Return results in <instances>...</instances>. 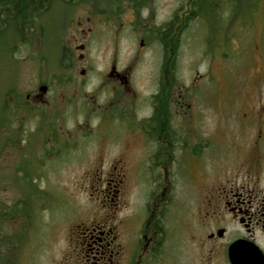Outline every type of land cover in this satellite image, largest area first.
<instances>
[{"label": "rangeland", "instance_id": "rangeland-1", "mask_svg": "<svg viewBox=\"0 0 264 264\" xmlns=\"http://www.w3.org/2000/svg\"><path fill=\"white\" fill-rule=\"evenodd\" d=\"M117 2H56L42 19L45 30L40 42L23 47L20 54H13L15 58L0 53V96L9 88L27 100L49 86L45 102L31 103L30 111H24L26 117H18L8 127L16 137L25 138L15 147L4 145L0 152V203L10 208L5 211L16 210V203L21 209L20 201L32 186L37 188L25 220L19 215L1 222L0 243L6 241L9 247L4 257L1 253L0 264H71L66 259L68 233L97 211L93 201L99 199L100 187L95 181L119 157L114 140H101L106 134L97 128L99 111L93 112L92 103L104 98L111 66L130 71L132 88L144 99L158 82H165L166 74L173 80L175 99L180 98V90L185 91L191 109L194 106L204 117L205 136L215 132L201 161L218 178L237 163L239 147L247 148V140L243 146L242 142L253 129L247 127L244 114L252 123L257 117L262 120L261 128L254 131L264 133V0H252L250 10L243 6L229 27L225 19L214 34L204 21L193 22L183 32L182 14L173 25L176 11L188 10L185 0H151L138 13L124 0L118 12ZM156 21L171 24L174 55L168 69L166 49L156 42L166 25L154 29ZM13 39L11 31L3 37L7 45ZM82 44L85 49L77 50ZM63 51L71 56L70 64L62 62ZM121 100L134 106L136 97L121 93ZM88 102L89 108H83ZM3 135L9 136L6 130ZM189 190L191 207L202 194L198 187ZM190 210L185 208L180 217L185 219Z\"/></svg>", "mask_w": 264, "mask_h": 264}, {"label": "flooded vegetation", "instance_id": "flooded-vegetation-1", "mask_svg": "<svg viewBox=\"0 0 264 264\" xmlns=\"http://www.w3.org/2000/svg\"><path fill=\"white\" fill-rule=\"evenodd\" d=\"M142 2H137V9L147 8L151 0ZM117 3L121 13V0ZM125 3L136 11L131 2ZM166 22L156 21L154 29ZM170 26L161 30L163 44L156 41L166 49L167 69L174 55ZM84 49L82 44L77 50ZM169 77L166 74L165 82H158L144 99L132 88V73L111 66L104 98L92 101L93 112L99 111L97 128L106 134L101 140H114L119 157L95 181L100 187V197L93 201L97 211L68 233L66 259L71 264H232L229 248L235 244L244 248L249 264L254 254L264 259V133L254 131L262 120L257 117L252 123L244 114L247 127L253 129L250 139L242 142L243 146L247 140V148L239 147L237 163L218 178L201 161L215 132L205 136L204 117L194 106L191 109L184 90L175 99ZM48 90L49 86L46 93L39 88L26 102H45ZM121 93H133L135 105L122 101ZM191 187H198L202 196L190 207L186 194ZM185 208L191 210L183 219Z\"/></svg>", "mask_w": 264, "mask_h": 264}, {"label": "trees", "instance_id": "trees-1", "mask_svg": "<svg viewBox=\"0 0 264 264\" xmlns=\"http://www.w3.org/2000/svg\"><path fill=\"white\" fill-rule=\"evenodd\" d=\"M65 3L67 5H76V3L87 2L88 0H0V53L4 51L8 52L12 57L13 54H20L23 47H28L34 43H38L42 40L44 35L45 27L43 25V17L49 13L56 2ZM123 1V0H121ZM143 4L142 0H125L130 4H133V8L138 13L139 3ZM185 10L183 7L176 11L173 25L177 22V15L182 14L184 18L183 32L195 21L198 24L204 21L208 26L209 30L213 33L217 32L222 28L223 22L226 20L228 27L232 24V19L238 14H241L242 7L247 5V10L253 7L252 0H185ZM146 2V1H145ZM141 6V5H140ZM119 12V11H118ZM201 25V24H200ZM225 25V24H224ZM227 27V26H226ZM226 27L224 29H226ZM12 32L13 41L10 45L4 43L3 37L8 33ZM213 33V34H214ZM165 36V34H164ZM163 41H166V37H163ZM43 42V41H42ZM41 42V43H42ZM15 58V56L13 57ZM70 64V56L66 51H63L62 62ZM173 84V80L171 81ZM174 87V85H173ZM2 96V97H1ZM0 96V152L5 146L14 145L17 146L18 142L21 141L24 136L16 137L13 135L11 129H8L10 125L15 123L20 117L25 118L24 111L29 112L31 104L26 100H21L20 96L14 89H7L6 92ZM12 103V104H11ZM23 111V112H22ZM22 112V113H21ZM35 117H38L35 115ZM39 118V117H38ZM8 132V137H4L3 131ZM8 142V143H7ZM7 148V147H5ZM37 188L32 186L30 195L25 196V200H21L20 204H24L19 209L13 208V211H5L10 209L0 203V229L2 228L1 222H8L9 219H16L20 217L25 220L29 213V206L32 207V197L36 198ZM35 194V195H34ZM29 197V198H28ZM20 215V216H19ZM33 217L30 215L29 218ZM1 237V234H0ZM0 246V258L1 253L4 252L3 257L7 253L8 242H2ZM4 245L6 247H4Z\"/></svg>", "mask_w": 264, "mask_h": 264}, {"label": "water", "instance_id": "water-1", "mask_svg": "<svg viewBox=\"0 0 264 264\" xmlns=\"http://www.w3.org/2000/svg\"><path fill=\"white\" fill-rule=\"evenodd\" d=\"M84 74V71L82 72ZM40 91L45 92L46 87L42 86ZM242 247L239 244H235L229 248V259L232 264H249V258L242 255ZM253 264H264V259L260 254L253 255Z\"/></svg>", "mask_w": 264, "mask_h": 264}]
</instances>
